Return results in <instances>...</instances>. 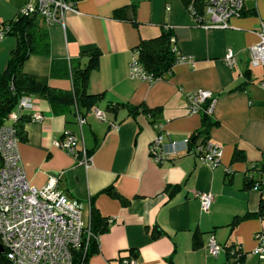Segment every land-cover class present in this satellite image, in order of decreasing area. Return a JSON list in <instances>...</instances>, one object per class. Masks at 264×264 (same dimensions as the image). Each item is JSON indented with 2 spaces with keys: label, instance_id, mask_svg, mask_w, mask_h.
Masks as SVG:
<instances>
[{
  "label": "crops",
  "instance_id": "1",
  "mask_svg": "<svg viewBox=\"0 0 264 264\" xmlns=\"http://www.w3.org/2000/svg\"><path fill=\"white\" fill-rule=\"evenodd\" d=\"M34 1L0 0V21L10 20ZM70 3L74 9L64 13L61 23L45 26L48 53L31 54L22 69L40 83L68 90V77L50 75L51 62L78 59L82 66L86 58H79V53L95 48L100 52L99 68L90 74L86 89L103 97L86 110L51 105L32 96L34 111L43 119L28 118L23 123L24 137L17 138L26 179L40 187L49 175H57V188L75 204L85 223L90 203L110 221L107 232L98 236V253L88 264H123L130 250L137 253L133 264L225 262L224 249L216 256L208 253L205 244L209 237L219 245L239 246L245 253L244 264H257L252 254L256 234L264 233V218L243 219L231 232L228 224L235 216L261 208L259 192L245 189L243 183L247 169L264 157V66L253 65L249 52L264 29V0H243V12L231 17L226 28L199 26L182 0ZM164 27L172 33L176 55L189 60L175 62L170 75L161 79L129 78L133 48ZM15 43L12 35L0 43V72ZM228 49L236 56L231 68L223 59ZM200 89L215 96L210 117L217 124L208 130V140L221 147L218 164L210 167L200 161L188 150V143L171 158L155 163L148 149L157 133L155 124L165 142L174 140L180 146L193 132L202 130V112L189 113L185 98L186 93ZM117 103L159 110L154 116L143 112L132 116L124 106L110 109ZM95 109L102 119L95 117ZM76 115L83 118L82 124ZM68 134L77 139L78 149L83 146L89 154L87 165L53 145ZM235 149L242 152V160H231ZM112 183L128 201L126 205L101 192ZM173 186L179 188L171 192ZM200 192L211 194L207 212L201 210ZM152 229L161 234L152 238ZM194 233L200 234L197 248H192Z\"/></svg>",
  "mask_w": 264,
  "mask_h": 264
},
{
  "label": "built area",
  "instance_id": "2",
  "mask_svg": "<svg viewBox=\"0 0 264 264\" xmlns=\"http://www.w3.org/2000/svg\"><path fill=\"white\" fill-rule=\"evenodd\" d=\"M243 7V0H203L200 12L192 1L187 5L196 23L203 28L228 27L229 19L238 16ZM73 9V5L65 0H35L19 12L38 15L41 23L47 26L61 23L64 13ZM5 35V28L0 26V43ZM249 52L253 65L264 66V29L258 32V42L249 47ZM223 59L231 68L235 64L236 56L228 49ZM188 60V57L176 55L175 62ZM128 77L145 82L154 80L139 63L136 51H133L128 63ZM185 98L189 113L212 114L215 96L209 90L188 92ZM22 112L29 115L31 121L43 119L41 113L34 111L33 97L22 96L15 111L9 114L8 123L0 125V246L4 254V262L0 264H71L73 252L87 244L90 235L88 224L83 221L75 204L57 188V175H49L40 187L32 185L26 179L13 125ZM93 113L96 118H103L100 111L95 109ZM76 116L78 124H82L83 118ZM154 128L157 133L150 141L148 149L155 163L171 158L180 147L186 148L187 140L182 141L181 146L174 140L165 142L159 125L155 124ZM53 145L71 154L77 162L88 164L89 155L83 146L77 148V139L73 135H64L61 139L54 140ZM191 152L203 163L215 167L220 159L221 147L210 140H197ZM197 196L201 210L207 212L212 201L211 194L200 192ZM256 239L253 253L258 255V261L264 263V233H257ZM205 246L212 256H216L221 250L213 237L208 238ZM239 248L234 245L230 252ZM134 262V258L122 259L123 264Z\"/></svg>",
  "mask_w": 264,
  "mask_h": 264
},
{
  "label": "trees",
  "instance_id": "3",
  "mask_svg": "<svg viewBox=\"0 0 264 264\" xmlns=\"http://www.w3.org/2000/svg\"><path fill=\"white\" fill-rule=\"evenodd\" d=\"M65 1L70 3L73 0ZM182 1L185 5L192 1L199 12L203 6V0ZM0 26L5 28L6 35L14 36L16 41L14 48L9 53L5 69L0 72V125L8 121L9 114L15 111L17 103L22 96H38L47 100L51 105L75 106L77 109L82 107L86 110H91L102 99V93H89L86 89L90 74L99 68L100 52L97 49H87L79 53V58H86V62L82 66L78 59L70 62L53 60L51 62L50 75L66 76L71 81V89H56L40 83L22 69L23 63L31 54H47L49 50L45 26L41 23L38 15H25L18 11L10 20L0 21ZM171 36V31L164 27L157 36L141 39L133 48V51L137 52L139 63L147 73L151 74L153 79H161L171 73V68L176 59V53L170 40ZM121 106L126 107L132 116L137 112L154 116L159 110V108L150 109L143 104L130 105L122 103L114 104L110 109L114 111ZM28 118L29 115L26 116L20 113L13 122L15 134L20 140L24 137L23 123ZM201 120L202 130L193 132L187 139L189 151H192L199 136H201V141L208 140V130L217 124L216 121L211 119L210 115L205 113H202ZM242 159V152L235 149L231 160L238 161ZM243 187L245 189H256L259 192L261 208L257 212H246L242 216H235L228 224L229 232L243 219L250 217L264 218V208H262L264 204V157L247 169ZM178 188L173 186L171 192ZM101 192L117 199L122 205H126L128 202L117 193L113 183L103 188ZM109 224L110 221L100 215L90 203L87 226L90 235L86 246L73 252L71 264H88V259L99 251L98 236L107 232ZM160 234L159 230L152 229L151 231L152 238ZM199 235V233L192 235V248H197L201 245ZM220 246L226 254V260L221 264H244L245 253L240 248L235 249L231 253L230 249L234 247V244L228 245L225 243ZM136 255L137 253L134 250H130L126 258H135ZM2 262H4V254L0 251V263ZM257 264L264 263L258 261Z\"/></svg>",
  "mask_w": 264,
  "mask_h": 264
},
{
  "label": "rangeland",
  "instance_id": "4",
  "mask_svg": "<svg viewBox=\"0 0 264 264\" xmlns=\"http://www.w3.org/2000/svg\"><path fill=\"white\" fill-rule=\"evenodd\" d=\"M246 2H248V1H246ZM252 255L255 257V262H256V260H259L258 255L254 254V253ZM254 264H256V263H254Z\"/></svg>",
  "mask_w": 264,
  "mask_h": 264
},
{
  "label": "water",
  "instance_id": "5",
  "mask_svg": "<svg viewBox=\"0 0 264 264\" xmlns=\"http://www.w3.org/2000/svg\"><path fill=\"white\" fill-rule=\"evenodd\" d=\"M0 251H2V248H1V246H0Z\"/></svg>",
  "mask_w": 264,
  "mask_h": 264
}]
</instances>
